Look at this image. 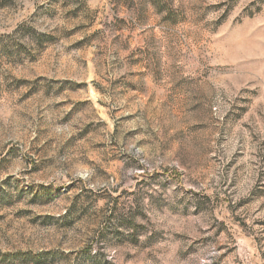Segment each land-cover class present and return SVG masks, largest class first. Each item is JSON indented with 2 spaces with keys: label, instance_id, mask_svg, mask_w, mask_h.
Segmentation results:
<instances>
[{
  "label": "rangeland",
  "instance_id": "obj_1",
  "mask_svg": "<svg viewBox=\"0 0 264 264\" xmlns=\"http://www.w3.org/2000/svg\"><path fill=\"white\" fill-rule=\"evenodd\" d=\"M0 264H264V0H0Z\"/></svg>",
  "mask_w": 264,
  "mask_h": 264
}]
</instances>
